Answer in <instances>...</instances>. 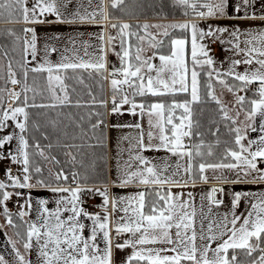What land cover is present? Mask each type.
<instances>
[{
  "label": "snow or ice",
  "instance_id": "snow-or-ice-1",
  "mask_svg": "<svg viewBox=\"0 0 264 264\" xmlns=\"http://www.w3.org/2000/svg\"><path fill=\"white\" fill-rule=\"evenodd\" d=\"M74 3L75 8H70ZM122 5L125 0H107V6L105 0H99L94 7L93 0H87V7L84 0H0V19L25 25L23 35L7 30L15 38L14 44L22 42L21 58L15 61L22 79H17L10 59L5 86L0 87V161L8 159L17 166L15 174L9 168L5 178L0 179V216L7 226L17 230L19 238L8 240L14 264H33L27 258L33 248L36 264H116L114 251L125 249L131 252L123 264H264V190L225 187L264 184V28L241 30L238 25L213 23L264 22V0H236L234 4L230 0H173V6L185 17L182 22L137 24L135 30L109 10L126 12ZM85 24L101 29L90 34L99 41L97 46L84 45L85 55H89V47L96 49L88 60L70 59L65 54L69 51L67 45L61 50L54 43L62 39L56 33L46 32L43 46L39 44L38 28ZM69 42L75 48V38ZM214 45L228 54L219 63L212 54ZM57 53L59 60L53 62L51 57ZM109 53L119 60L118 67L113 64L109 69ZM69 70L73 76L68 75ZM77 70L99 78L101 98L88 91V106L103 109L89 113V117H96L91 128L94 134L100 131L98 143L103 145L107 139L108 116L128 114L137 118L134 123L111 125L136 132L135 143L130 141L127 149L129 159L123 165L117 159L112 186L149 191L111 194L106 177L89 184V177L76 171L49 169L45 175L37 163L36 156L56 164L59 161L47 156L38 141L30 143L28 109L72 106L66 80L75 78L83 84ZM29 73L35 74L32 85ZM38 79L45 84L37 85ZM103 81H108L111 89L110 109L109 99L103 98ZM8 83L20 85V91L7 89ZM225 91L234 98L231 109L223 100ZM4 93L10 98V106L5 107ZM44 93L49 102L36 103L37 96ZM202 103L216 105L231 137L223 142L222 151H216L220 139L206 143L199 120H193V105ZM74 106L83 105L76 101ZM32 127L38 130V125ZM219 131L217 126L212 135ZM250 132L258 136L249 138ZM120 139L128 140L129 136ZM145 152L167 155L158 158L163 161L158 164ZM172 157L176 158L174 165L169 163ZM210 183L209 190L200 195L198 213L194 194L183 189ZM174 188L180 191L173 192ZM34 189L52 192L55 208L48 207V199H37L35 219L25 220L33 211ZM84 195L100 196L101 211L89 212L84 207ZM13 197L23 199L16 213L7 206ZM242 201L246 207L237 214ZM221 207L227 211L214 212ZM14 215L22 223H15ZM3 227L0 225V229ZM121 238L123 243H115ZM17 243L22 245L23 253ZM240 254L244 259L239 258ZM0 264H9L2 254Z\"/></svg>",
  "mask_w": 264,
  "mask_h": 264
},
{
  "label": "crops",
  "instance_id": "crops-1",
  "mask_svg": "<svg viewBox=\"0 0 264 264\" xmlns=\"http://www.w3.org/2000/svg\"><path fill=\"white\" fill-rule=\"evenodd\" d=\"M99 2V0H93V7ZM236 0H230L231 4H234ZM85 7H87V0H84ZM105 4L107 6V0H105ZM30 6V5H29ZM123 6V5H122ZM121 6V7H122ZM70 8H75V3L70 5ZM89 11L92 8L88 9ZM112 14L118 18L119 9H109ZM254 10V9H253ZM229 12H232V8H229ZM258 14V13H257ZM127 18V17H126ZM132 18V17H128ZM120 22H126L131 25L137 24H168L174 22H182L183 20H171V19H148V20H122L119 18ZM113 22H116L115 20ZM213 23L219 25H238L241 30H248V29H257V28H264V23L261 21H242V20H221V21H214ZM99 26H92V25H52L47 28H38V35L41 36V40L39 41L40 46H43L44 43V34L47 32L49 35L56 33L59 34L62 39L59 41H55L54 43L58 48L63 50L65 45H67L69 51L65 53L69 56L70 59L76 60L77 57L82 58L84 60H88L91 58L92 54L96 52L95 47H89L87 49L89 55H85L84 45L85 43L97 46L99 41L95 39L94 36L90 34L99 33L100 32ZM135 30V29H134ZM111 31V30H110ZM155 31V29H152ZM112 34L115 35V32L112 31ZM70 38H75V48L72 47V43L69 42ZM243 39V37H242ZM48 43H53V41L49 40ZM243 46V45H242ZM116 51H119L118 41H117V48ZM217 62L225 60L226 54L222 49L218 46H213V53H212ZM151 55V52L148 53ZM30 59V58H29ZM53 62L59 60V54H53L51 57ZM109 60V69L113 64L117 67L119 66V60L117 57L111 53L108 55ZM155 63H159L158 60L154 61ZM32 65H29L31 67ZM225 68L227 67V63H225ZM88 74V73H87ZM84 83L81 84L78 79H70L67 83L69 87V93L72 99V106H64L58 107L55 109L49 108H39L40 109V123L42 132L39 135V140L41 142H45V147L41 146L45 154L49 157H55L57 161H59V157H64L62 160L63 162V170L67 172L76 171L79 172L82 176L87 175L89 177L88 183L92 184L97 182L100 179H104L106 177L108 183V190L111 194L122 195L126 196L132 194L137 191H146L147 188H137L135 186H129L127 188H120V187H113L112 181L115 179L117 174V159H120L121 165H123L124 161L129 159V152L127 149L129 148L130 141L135 143L133 137L136 136V132L130 128H122L116 129L112 128L111 125L113 124H127V123H134L136 122L137 118L132 117L131 115L124 114V115H110L107 117L108 122V129H107V139L103 145L98 143L97 137L100 136V131L96 130L94 134V130L91 128V124L95 122L96 117L92 116L89 117L90 111H103V109H94L90 108L88 104L91 101V97L88 95L89 89L97 96V99L101 98V89L98 77H87L82 76ZM45 84V83H43ZM75 89V92L72 89ZM103 98H108V89H107V81H103ZM243 94V93H241ZM37 103H48V94L44 93L43 96H38ZM223 100L231 109L233 106L234 98L233 96L228 93L224 92ZM76 101H80L81 107H75ZM11 102H9L10 106ZM127 106H125V109ZM232 115H235V112H232ZM243 114L240 116V120H243ZM145 127H147L146 120H145ZM11 124V123H10ZM47 137L45 139L44 137ZM129 136L128 140H121V137ZM258 136L256 132H250L249 138H255ZM55 142V145L49 148L47 143ZM63 143V152L59 153L61 148H59V144ZM246 143V141H245ZM50 145V144H49ZM69 145H73V147H69ZM65 150V151H64ZM123 150L122 153L118 156V152ZM71 153V155H68ZM144 155L150 158H156L153 160L154 163H163L162 160L158 159L160 157H164L167 155L165 152H145ZM75 157V160L72 157ZM70 161V164L67 160ZM90 159V162L88 161ZM176 158L172 157L169 161L170 164H175ZM54 164H56L54 162ZM60 165V162L59 164ZM46 168L49 170L51 169L53 172H56L55 168L53 167L52 162H47ZM62 169V168H61ZM132 170H135L134 168ZM171 171V169L169 170ZM16 173V172H15ZM14 173V174H15ZM187 178V177H185ZM212 186L210 184H197L195 187H189L183 189V191L188 192L191 191L195 196V205L197 207V212L199 213V208L201 204L200 195L202 192H207L209 188ZM227 187H234L236 190L244 189V190H264V184H257V185H235V186H225ZM27 191V190H26ZM180 191V189H173V192ZM48 199L50 201L48 207L55 208V195L45 189H34L32 190V199H33V211L30 216L25 217V220H34L35 219V201L37 199ZM85 200L84 207L89 212H100V208L98 205L102 203V198L100 196H91V195H84L82 197ZM186 198V197H185ZM227 202V201H226ZM18 203H23L22 198L13 197L7 204L9 210L12 213H16L18 209ZM96 205L98 209L96 211L91 210V205ZM205 211L207 210V200L204 201ZM246 205L244 202H241L240 208L237 210V214L245 209ZM227 211L224 207L220 209H214V212L223 213ZM2 220H0V225H4L2 229H0V254L5 256V259L9 261V264H14V255H12V246L8 243L9 238L13 241H18V237L16 236L15 229L11 228L10 226L6 225V220L3 216ZM17 218L15 215L13 216ZM14 218V219H15ZM199 215L197 216V220H199ZM18 219V218H17ZM16 220V219H15ZM17 221V220H16ZM18 222V221H17ZM87 223H90L88 221ZM207 221H205V226ZM26 229V226H25ZM123 243V242H122ZM199 243V241H198ZM216 245L213 244V247ZM147 247H160V245H148ZM17 248L23 253V248L20 243H17ZM131 249H125L124 251L115 250L114 251V260L116 264H123V261L126 257L130 254ZM170 254V253H169ZM27 258L33 261V264H36V250L35 248L32 249L30 253L27 254Z\"/></svg>",
  "mask_w": 264,
  "mask_h": 264
},
{
  "label": "trees",
  "instance_id": "trees-1",
  "mask_svg": "<svg viewBox=\"0 0 264 264\" xmlns=\"http://www.w3.org/2000/svg\"><path fill=\"white\" fill-rule=\"evenodd\" d=\"M122 7H126V12H121L119 11V16L118 18L122 20H148V19H171V20H184L185 17L182 14V11L176 7L173 6V0H125V5ZM127 17V18H126ZM132 17V18H128ZM4 19H0V23H5ZM8 23V22H7ZM14 24V23H12ZM136 25H133V30L135 29ZM24 27L23 24H15V25H0V28L4 29H14L18 32L19 35H23L22 33V28ZM1 30V29H0ZM14 40L10 39V43H13ZM9 40L6 37H0V50L1 53L3 54V57L5 58V52L7 53V58H5V61L8 63L10 60V56L13 57L12 53H10L9 45ZM9 43V44H10ZM132 43H135V38H132ZM12 47V46H11ZM165 52H167V49H164ZM13 60V58H12ZM13 69L16 71L18 79L21 78V70L20 68L15 64L13 60ZM69 76H73L74 74L72 73L71 70L68 72ZM76 75L79 77H87V72L77 70ZM7 79V77H6ZM70 80V79H69ZM69 80H66V83L69 82ZM40 84L43 80L38 79L37 80ZM182 98V97H181ZM37 103V102H36ZM203 109V111H201ZM193 110H194V116L193 120H199L200 122V128L199 131L203 133V139L206 143H215L217 138L220 139L221 144L219 147L216 149L217 152L222 151L225 140H231V137L228 133L227 128L224 127V124L220 121L219 115L216 112V105L214 103H207V104H199V105H193ZM30 113V120H29V126L32 128L31 131V136L32 139L30 140V143L33 141H38L43 148L45 147V142H41L39 140V135L42 132L41 129V121H40V109L39 108H29L28 109ZM215 120L216 123H212V121ZM33 125H38V130L34 127ZM219 126L220 131L214 136L212 133L215 131L216 127ZM234 135V134H233ZM55 145V142L47 143V145ZM62 144H59V148H61L59 153H62ZM65 151V150H64ZM64 157H59V162L60 165L54 164L53 167L55 168L56 171L60 170L61 168L63 169L64 166L63 164V159ZM37 163L40 164L41 167L44 168L45 170V175L48 173V169L46 168V163L43 158L36 156L35 157ZM67 162L70 164V161L66 159ZM90 162V159H88ZM146 191H149V189H146ZM13 217V220L15 223L20 224L22 223L19 219ZM16 230V229H15ZM238 254L240 253V250H237ZM231 254V250L230 253ZM258 255V254H254ZM240 259H244L243 255H239Z\"/></svg>",
  "mask_w": 264,
  "mask_h": 264
},
{
  "label": "rangeland",
  "instance_id": "rangeland-1",
  "mask_svg": "<svg viewBox=\"0 0 264 264\" xmlns=\"http://www.w3.org/2000/svg\"><path fill=\"white\" fill-rule=\"evenodd\" d=\"M253 11L255 12V9ZM4 21H6V20H4ZM262 23H264V22H262ZM0 25H15V24L5 22V23H0ZM24 27H25V25H24ZM0 29H1L0 30V37H6L9 40V43H10V39L11 40L15 39L14 37H11L7 34V30H9V29H4V28H0ZM10 29H12V28H10ZM12 30H14V29H12ZM14 31H16V30H14ZM16 33L18 34L17 31H16ZM9 43L7 45H9L10 53H12V55H13V57L10 56V59L13 58L14 62L19 61L21 58L20 57V47L22 46V42H21V45L14 44V41H13V43H10V44ZM5 58H7V56H5ZM5 58L3 57V54L1 53V50H0V77H2V78H0V87H4L5 81L7 80L6 77H7L8 63L5 61ZM15 64L19 67V65L16 62H15ZM33 75H35V74L29 73V81L28 82L30 85H32ZM17 79H18V76H17ZM20 79H22V73H21ZM41 80H43V79H41ZM43 83H45L44 80L41 82V84L38 81H36V84L39 86H43L44 85ZM13 87H14L15 91H20V87H21L20 85L13 86L10 83L7 84V89L11 90V89H13ZM28 95H29V97H31L32 93H29ZM38 99L39 98L37 96L36 102H38ZM4 100H5V107L9 106V97L7 96L6 93H4ZM9 123H11V122H9ZM8 131H11V129H9ZM7 150H8V146H6V148H5V154H6ZM47 162H49V161H47ZM12 167H13V164H11L10 160H8V159L0 161V179H4L6 170L9 168H12ZM16 168H17V166H16ZM0 220H2L1 216H0Z\"/></svg>",
  "mask_w": 264,
  "mask_h": 264
},
{
  "label": "built area",
  "instance_id": "built-area-1",
  "mask_svg": "<svg viewBox=\"0 0 264 264\" xmlns=\"http://www.w3.org/2000/svg\"><path fill=\"white\" fill-rule=\"evenodd\" d=\"M107 89H108V98L107 99H109V109H110L111 108V102H110L111 89H110L108 81H107ZM11 169L13 170V173H15L16 165H13V167ZM90 209L96 211L98 209V207H96V205L92 204L90 206ZM122 242H123V238H121L120 240L115 241V243H122Z\"/></svg>",
  "mask_w": 264,
  "mask_h": 264
},
{
  "label": "bare ground",
  "instance_id": "bare-ground-1",
  "mask_svg": "<svg viewBox=\"0 0 264 264\" xmlns=\"http://www.w3.org/2000/svg\"><path fill=\"white\" fill-rule=\"evenodd\" d=\"M13 88H14V87H13ZM9 102H11V101H10V98H9Z\"/></svg>",
  "mask_w": 264,
  "mask_h": 264
}]
</instances>
